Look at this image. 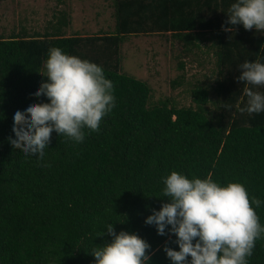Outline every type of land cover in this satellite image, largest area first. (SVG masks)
Wrapping results in <instances>:
<instances>
[{
    "label": "trees",
    "instance_id": "trees-1",
    "mask_svg": "<svg viewBox=\"0 0 264 264\" xmlns=\"http://www.w3.org/2000/svg\"><path fill=\"white\" fill-rule=\"evenodd\" d=\"M235 2L113 0V30L102 40L115 55L123 36L140 34L171 35L187 52L205 47L214 57L217 110L205 111L209 93L201 87L190 91L194 108H147L149 87L119 73L115 63L102 67L114 84L115 105L100 130L85 128L82 143L53 132L42 159L9 144L13 116L47 102L32 94L47 80L48 49L70 55L82 39L61 35L63 17L51 32L28 36L21 29L0 38V264H95L92 249L111 240L109 224L150 245L148 264H171L163 248L178 251L176 237L167 229L157 235L144 220L167 202L162 178L173 171L210 176L221 186L241 183L250 198L264 201V112L240 113L248 85L236 79L243 62L264 63V31L225 24ZM92 55L79 58L94 63ZM253 207L264 226V203ZM248 264H264V235Z\"/></svg>",
    "mask_w": 264,
    "mask_h": 264
},
{
    "label": "clouds",
    "instance_id": "clouds-1",
    "mask_svg": "<svg viewBox=\"0 0 264 264\" xmlns=\"http://www.w3.org/2000/svg\"><path fill=\"white\" fill-rule=\"evenodd\" d=\"M226 16L225 24L264 31V0H236ZM43 68L47 80L32 95L43 96L47 102L16 111L15 139L8 138L12 148L40 159L53 132L82 143L84 129L98 132L115 105L114 84L97 64L54 47L48 49ZM238 71L237 82L248 85L243 89L247 99L240 113L264 112V93L255 90L264 87V63L245 61ZM162 183L167 202L159 211L152 210L144 223L155 226L157 235H166L167 229L168 235L176 237L172 242L178 251L167 245L163 248L171 264H248L256 240L264 235L253 205L258 208L264 201L250 198L241 183L221 186L210 176L189 179L173 171ZM106 234L111 240L92 249L95 264H148L150 245L145 240L127 231L117 233L111 224Z\"/></svg>",
    "mask_w": 264,
    "mask_h": 264
},
{
    "label": "rangeland",
    "instance_id": "rangeland-1",
    "mask_svg": "<svg viewBox=\"0 0 264 264\" xmlns=\"http://www.w3.org/2000/svg\"><path fill=\"white\" fill-rule=\"evenodd\" d=\"M61 17L66 21V25H58L61 35L82 39L70 55L92 53L94 63L104 68L117 63L119 73L149 87L147 108H194L190 91L201 87L209 93L205 111L216 112L217 98L211 91L215 77L212 52L202 46L187 52L168 34H140L123 36L115 55L102 40L107 37L102 35L113 30V0H0V38L21 29L28 36L51 32Z\"/></svg>",
    "mask_w": 264,
    "mask_h": 264
}]
</instances>
